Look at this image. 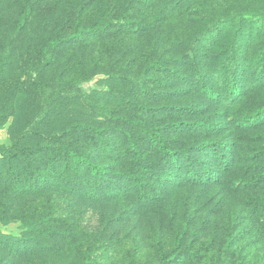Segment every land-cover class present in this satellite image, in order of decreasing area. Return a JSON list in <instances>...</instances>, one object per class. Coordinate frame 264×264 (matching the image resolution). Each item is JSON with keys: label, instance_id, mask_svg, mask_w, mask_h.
<instances>
[{"label": "rangeland", "instance_id": "obj_1", "mask_svg": "<svg viewBox=\"0 0 264 264\" xmlns=\"http://www.w3.org/2000/svg\"><path fill=\"white\" fill-rule=\"evenodd\" d=\"M221 3L186 0L182 7L177 0H0V42L23 23L21 55L37 54L33 48L41 37L60 40L77 29L106 24L103 34L86 35L70 48L64 44L55 65L39 80L52 86L54 133L74 124L85 126L64 134L58 143L93 165L109 168L100 187L86 174L80 184L60 178L36 195L0 183V235L26 241L24 247L17 241L0 248V264H171L166 257L174 253L172 244L183 233V223L188 227L182 253L173 264H222L227 237L236 244V260L263 257L264 123L248 129L237 122L264 106V86L237 104H214L186 85L188 66L179 64L188 57L181 56L183 47L178 50L168 41L201 37L196 57L210 87L222 91L216 74L229 32L214 35L211 42L205 33L216 20L233 18L238 9H264V0ZM241 52L245 65L255 66L258 56H264L263 32L255 40L245 38ZM158 61L177 75L146 70ZM143 74L148 79L143 91L119 78ZM23 79L8 73L0 81V107L13 104L7 98L11 87L17 92L14 115L20 117L33 99L32 94L25 96L26 88L19 92ZM106 111L122 119L109 118ZM12 123L13 116H8L0 125V157L11 146ZM150 131L171 150L188 152L192 168L203 173L200 165L206 163L221 179L193 185L186 179L185 158L167 162L149 147ZM202 143L210 145L206 154L195 148ZM220 143L231 152L229 177H223L222 167L209 156ZM120 175L137 177L148 199L142 201L139 190ZM239 179L250 186L231 184ZM255 205L261 207L256 214Z\"/></svg>", "mask_w": 264, "mask_h": 264}, {"label": "trees", "instance_id": "obj_2", "mask_svg": "<svg viewBox=\"0 0 264 264\" xmlns=\"http://www.w3.org/2000/svg\"><path fill=\"white\" fill-rule=\"evenodd\" d=\"M185 1L177 0L180 4ZM213 1L217 3L222 2L221 4L224 2V0ZM182 7H185V5H182ZM181 13H185L184 10ZM105 25L94 29H77L75 32H71L69 36L61 37L60 40L58 38L44 40L41 37L33 48V50H37L38 55L32 51H28L22 55L18 52L20 45H22L21 41L23 38L20 35L23 23L17 24L10 37L8 36L0 42V81H3L8 73L10 76L16 74V76L24 78L20 87L18 86L19 92H24V87L26 88L24 92L26 93V97L31 94L33 95L28 112H25L21 117L14 115L15 110L13 111V108L17 102L15 100L17 92L11 87L8 88V97H6L13 104L8 103L11 105L8 108L0 107V125L6 121L8 116H13V123L9 128V136L12 139V143L10 147L3 150L0 157V183L5 182L6 185L17 192L25 191L30 195H36L41 190L50 189L52 185H56L60 178L65 179L66 182L70 180L80 184L82 177L86 174L87 179L96 187H100L102 181H107L109 177L108 167L93 165L70 146L58 143V139L64 136V134L73 131V129H84L85 126L84 124H74L65 131L54 133V127L51 125L53 123L52 86L47 87L39 80L46 70L51 69L55 65L64 44L68 43V48H70L86 35L103 34L106 28ZM224 31L229 32L224 45L226 50L223 52L226 56L220 61V65L218 66L220 69L218 68L219 71L216 74L222 83V91L221 89L216 91L210 87L206 76L208 74L204 70V67H200L201 63H199L196 57L202 41L201 37H197L196 39L175 38L174 40L170 38L171 40L169 39L168 41H171V45L178 50H181L183 47L184 50L181 52L183 55L181 56L188 57V62H179V66H188L187 70L189 72L185 77L188 81H186L187 86L189 85L201 95L205 94L214 104L224 101L228 105H234L247 98L253 91H258L261 86H264L263 53L258 56V63L253 66L252 63L245 65L247 58L241 52V46L243 47L245 38L255 40L259 34H262V32L264 34V9H253L251 11L238 9L230 20H216L206 31V39L211 42L210 40H212L214 35L219 36ZM181 56L180 58L185 60ZM237 57L240 58V61L236 62ZM149 67H152L153 71L177 75V72L174 70L169 69L165 71L164 65L160 61L149 64L146 70ZM119 78L139 91L144 90V81L148 80L144 74L135 77L127 75L126 77ZM246 83L249 85H246ZM106 116L114 120L122 119L114 115L112 111H106ZM237 123L248 129L259 128L264 123V106L248 115L241 116ZM199 125L202 126V129L206 128L204 124ZM146 135L149 147L154 149L158 156L162 157L165 161L172 163L180 157L186 159V179L193 185L210 184L213 181L221 179L210 172V168L206 163L201 162L200 165L203 173L192 168L191 162L187 163L190 158L188 152L171 150L158 134L150 131L146 132ZM195 148L200 153L206 154L209 151L210 145L202 143ZM229 152L230 149L224 143H220L217 147L212 150L210 149L209 153V156H212V159L216 160V163H219L222 167L223 177H229L232 170L231 158L229 157L231 152ZM134 154L136 158L140 157V154L136 150H134ZM152 174L154 175L155 173ZM120 178L131 181L132 186L139 190V195H142V201L148 199L137 177L130 176L126 178V176L120 175ZM232 183L238 188L241 187V189L250 186V183L242 179L232 180ZM252 211L256 214L261 211V207L257 205L252 206ZM187 227V223L182 224L183 233L175 237L172 244L174 253L166 257V262L173 264L181 256L182 252H179V250L183 245V236L186 234ZM10 239L9 241L8 237L0 235V248L6 249L12 242L17 243V241L22 244V247L25 246L24 242L26 241L23 237ZM34 240L37 242V239ZM235 246L236 244H233L230 237L225 239L224 244L221 246L224 259L222 264H264V255L263 257L251 258V262L236 260L234 256L237 252L233 249ZM189 255L194 256L190 252H187V256Z\"/></svg>", "mask_w": 264, "mask_h": 264}]
</instances>
